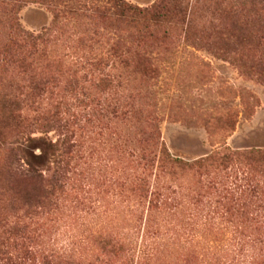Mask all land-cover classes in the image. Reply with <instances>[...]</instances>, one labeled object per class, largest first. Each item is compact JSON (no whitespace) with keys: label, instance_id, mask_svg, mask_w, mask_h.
<instances>
[{"label":"rangeland","instance_id":"rangeland-1","mask_svg":"<svg viewBox=\"0 0 264 264\" xmlns=\"http://www.w3.org/2000/svg\"><path fill=\"white\" fill-rule=\"evenodd\" d=\"M217 1L145 74L101 0H0V264H264V0Z\"/></svg>","mask_w":264,"mask_h":264},{"label":"trees","instance_id":"trees-1","mask_svg":"<svg viewBox=\"0 0 264 264\" xmlns=\"http://www.w3.org/2000/svg\"><path fill=\"white\" fill-rule=\"evenodd\" d=\"M101 1L104 3L101 8L103 17H109L108 19L112 20L111 27L116 33L111 50L125 66H133L135 70L145 74L155 70L153 53L166 51L176 32H179V37L184 43L191 42L196 49L203 46L202 39L200 40L192 33L195 16L201 10L200 4L203 0H157L150 7L138 6L125 0ZM236 1L246 3L253 0ZM208 9L218 13L222 7L217 0H214L213 6ZM36 140L41 151L39 154H31L28 161L33 171H35L33 167L43 170L46 167L49 168L51 164L59 165L61 151L67 148L68 142L60 139L46 141L38 138ZM247 153L264 161V150H250ZM228 157L224 156V158ZM159 159L161 162L179 166H192L200 162L198 160L189 163L179 158H172L163 142L160 145Z\"/></svg>","mask_w":264,"mask_h":264}]
</instances>
